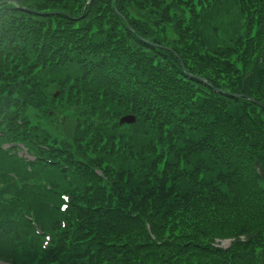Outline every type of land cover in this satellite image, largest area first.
I'll list each match as a JSON object with an SVG mask.
<instances>
[{"label":"trees","instance_id":"1","mask_svg":"<svg viewBox=\"0 0 264 264\" xmlns=\"http://www.w3.org/2000/svg\"><path fill=\"white\" fill-rule=\"evenodd\" d=\"M262 105L264 0H0V262L264 264Z\"/></svg>","mask_w":264,"mask_h":264},{"label":"water","instance_id":"2","mask_svg":"<svg viewBox=\"0 0 264 264\" xmlns=\"http://www.w3.org/2000/svg\"><path fill=\"white\" fill-rule=\"evenodd\" d=\"M58 117L60 119V122L63 123V117L61 115H58ZM120 122L132 124L135 122V117L134 116H126V117H123Z\"/></svg>","mask_w":264,"mask_h":264},{"label":"rangeland","instance_id":"3","mask_svg":"<svg viewBox=\"0 0 264 264\" xmlns=\"http://www.w3.org/2000/svg\"><path fill=\"white\" fill-rule=\"evenodd\" d=\"M51 117H53V115H50ZM66 120H64L65 122ZM26 156V155H25ZM218 245L223 247V248H226L230 245V241L229 240H222V241H218ZM0 264H3L0 262Z\"/></svg>","mask_w":264,"mask_h":264}]
</instances>
